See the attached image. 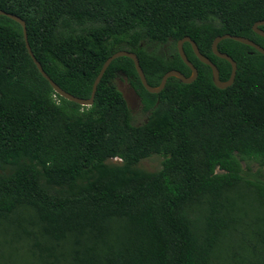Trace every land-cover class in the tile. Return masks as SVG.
Returning a JSON list of instances; mask_svg holds the SVG:
<instances>
[{
	"label": "trees",
	"instance_id": "1",
	"mask_svg": "<svg viewBox=\"0 0 264 264\" xmlns=\"http://www.w3.org/2000/svg\"><path fill=\"white\" fill-rule=\"evenodd\" d=\"M121 1L118 11L110 0H0V9L25 20L44 70L79 97L91 95L103 63L119 49L134 51L157 86L170 69L191 74L177 47L184 36L222 80L232 66L213 53L217 35H242L264 47L253 30L264 19V0ZM148 41L166 44L167 53L146 49ZM183 48L198 69L194 81L169 77L152 93L133 59L119 56L94 102L81 105L55 91L32 59L22 25L0 14V219L34 212L49 244L36 241L40 251L31 249L41 264H210L236 220L232 192L245 183L264 206V179H246L241 164L264 165V54L220 41L237 71L219 88L190 42ZM118 73L140 97L147 113L141 124L133 123L114 83ZM152 155L163 156L161 168L138 167Z\"/></svg>",
	"mask_w": 264,
	"mask_h": 264
},
{
	"label": "rangeland",
	"instance_id": "2",
	"mask_svg": "<svg viewBox=\"0 0 264 264\" xmlns=\"http://www.w3.org/2000/svg\"><path fill=\"white\" fill-rule=\"evenodd\" d=\"M114 11L123 8L121 0H110ZM148 50L160 54L167 53L166 44L143 42ZM117 88L123 93L129 105L132 121L141 124L147 119L141 100L123 73L114 79ZM114 158L113 161H119ZM163 156L152 155L142 159L138 167L147 171H156L162 166ZM246 179H264V165L254 159L241 162ZM236 220L226 234L220 237L210 258V264H264V221L261 216L264 206L261 205L245 183L232 192ZM198 218L202 221L203 215ZM199 220V221H200ZM36 241L47 243L41 237L39 226L32 210L19 209L7 218L0 219V264H41L32 254L31 249L40 251ZM48 244V243H47ZM49 245V244H48ZM63 250H54L58 256ZM50 252L44 250V255ZM48 261H54L48 256Z\"/></svg>",
	"mask_w": 264,
	"mask_h": 264
},
{
	"label": "water",
	"instance_id": "3",
	"mask_svg": "<svg viewBox=\"0 0 264 264\" xmlns=\"http://www.w3.org/2000/svg\"><path fill=\"white\" fill-rule=\"evenodd\" d=\"M0 14L6 15L14 20H16L17 22H19L22 27H23V31H24V35L26 38V44H27V48L28 51L30 53V55L32 56V59L34 60L35 64L37 65L38 69L40 70V72L42 73V75L50 82V84L52 85V87L55 89V91L57 93H59L60 95H62L63 97L74 101L76 103H79L81 105H91L94 102V96H95V92L97 89V85L100 82L104 72L106 71L107 67L109 66V64L111 63V61L119 56H128L131 59H133L136 70L141 78V81L143 83V85L146 87V89L152 93H157L160 92L166 85V82L168 80L169 77H177L178 79H180L182 82L184 83H190L192 81H194L197 76H198V69L197 67L192 63V61H190L184 51L183 45L185 42H190L195 54L197 55V57L199 58L200 61L206 63L207 65H209L212 69V79L214 84L219 87V88H226L228 86H230L235 79L236 76V71H237V62L235 61V59H233V57L231 55H229L226 52L220 51L218 49V44L220 41H222L225 38H231L234 39L236 41L242 42L244 44L250 45L252 47H254L255 49H257L258 51H260L261 53L264 54V47L258 43H256L255 41H253L252 39L242 36V35H233L230 33H224L221 35H217L212 42V50L213 53L215 55H217L218 57L224 58L226 60H228L231 63L232 66V70H231V74L230 77L227 80H222L220 78V72L219 69L217 67V65L207 56L203 55L201 53V51L199 50L198 45L196 44V42L190 37V36H184L180 39H178L177 41V47H178V51L183 59V61L190 67L191 69V74L189 75H185L184 73H182L181 71H179L178 69H170L168 71H166L164 73V75L162 76V79L160 81V83L157 86H152L148 83L147 78L145 76V73L141 67L140 64V60L138 55L131 50L128 49H119L114 51L103 63L100 72L98 73V75L96 76L94 83H93V87H92V92L91 95L89 97H79L76 95H73L67 91H65L62 87H60L48 74L47 72L44 70V68L42 67V64L40 63L39 60H37V58L35 57V55L33 54V51L29 45V42L27 40V30H26V22L23 18H21L19 15H16L14 13L11 12H6L4 10L0 9ZM264 25V19H259L257 21L254 22L253 24V30L262 35L264 37V29H262L260 26Z\"/></svg>",
	"mask_w": 264,
	"mask_h": 264
}]
</instances>
